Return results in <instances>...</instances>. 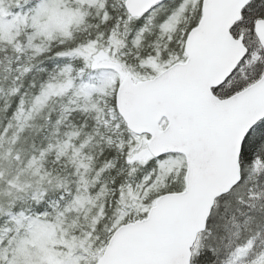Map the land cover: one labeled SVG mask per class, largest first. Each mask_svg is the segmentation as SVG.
<instances>
[{
  "label": "snow or ice",
  "instance_id": "obj_1",
  "mask_svg": "<svg viewBox=\"0 0 264 264\" xmlns=\"http://www.w3.org/2000/svg\"><path fill=\"white\" fill-rule=\"evenodd\" d=\"M0 264H264V0H0Z\"/></svg>",
  "mask_w": 264,
  "mask_h": 264
}]
</instances>
